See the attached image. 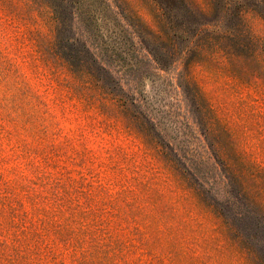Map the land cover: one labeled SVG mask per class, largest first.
Masks as SVG:
<instances>
[{"label": "rangeland", "instance_id": "rangeland-1", "mask_svg": "<svg viewBox=\"0 0 264 264\" xmlns=\"http://www.w3.org/2000/svg\"><path fill=\"white\" fill-rule=\"evenodd\" d=\"M263 14L0 0V264H264Z\"/></svg>", "mask_w": 264, "mask_h": 264}, {"label": "trees", "instance_id": "trees-1", "mask_svg": "<svg viewBox=\"0 0 264 264\" xmlns=\"http://www.w3.org/2000/svg\"><path fill=\"white\" fill-rule=\"evenodd\" d=\"M261 3L263 2L264 3V0H259ZM226 8H227V6L225 5L224 6V9H225V11H226ZM252 10H255V9H252ZM239 15H237V17H238ZM262 17H263V19H264V14L262 15Z\"/></svg>", "mask_w": 264, "mask_h": 264}]
</instances>
